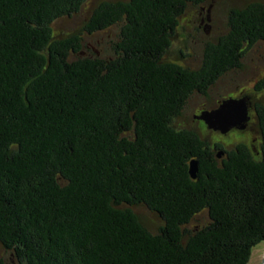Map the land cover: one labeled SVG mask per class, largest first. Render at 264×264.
<instances>
[{"label": "trees", "instance_id": "1", "mask_svg": "<svg viewBox=\"0 0 264 264\" xmlns=\"http://www.w3.org/2000/svg\"><path fill=\"white\" fill-rule=\"evenodd\" d=\"M204 1L100 3L84 31L120 25L101 58L78 56L79 34H52L87 0H0V246L19 262L249 263L264 241V106L253 109L257 143L221 157L172 121L264 42V3L231 9L199 68L166 62L178 17ZM138 205L162 219L156 232Z\"/></svg>", "mask_w": 264, "mask_h": 264}, {"label": "rangeland", "instance_id": "2", "mask_svg": "<svg viewBox=\"0 0 264 264\" xmlns=\"http://www.w3.org/2000/svg\"><path fill=\"white\" fill-rule=\"evenodd\" d=\"M119 0H87L78 13L63 18L52 24V34L55 39H63L70 35L79 34L81 49L78 56L111 58L113 44L118 40L120 25L94 34H87L84 26L100 3ZM264 0H206L200 5L188 4L184 12L177 19V26L172 35L170 44L163 55V60L182 67L197 69L201 66L204 49L207 44L215 43L228 31V12L231 9L241 8L249 3ZM75 55L72 56L74 58ZM264 79V42H257L246 47L241 59V66L232 69L220 76L207 90L206 94H192L181 114L174 118L172 126L177 130L195 131L192 122L193 114L201 108H214L216 101L228 97H246L250 104V119L248 130L239 132L233 130L226 135L218 131H205L201 138L209 146L220 145L222 149L233 150L237 145L257 143L255 118L253 109L258 105L264 106V91H255L256 85ZM199 108V109H198ZM140 222L151 232H156L162 225V219L145 205L132 207ZM207 221L202 213L188 229H193ZM0 264H23L15 259L9 251L0 246ZM248 264H264V241L255 246Z\"/></svg>", "mask_w": 264, "mask_h": 264}, {"label": "water", "instance_id": "3", "mask_svg": "<svg viewBox=\"0 0 264 264\" xmlns=\"http://www.w3.org/2000/svg\"><path fill=\"white\" fill-rule=\"evenodd\" d=\"M250 104L248 98H227L221 100L217 107L213 109L202 110L197 119L213 131H218L222 135L228 134L231 130H244L249 122ZM224 154L217 152V157ZM191 179H196L198 175V161L192 159L189 162L188 169Z\"/></svg>", "mask_w": 264, "mask_h": 264}, {"label": "flooded vegetation", "instance_id": "4", "mask_svg": "<svg viewBox=\"0 0 264 264\" xmlns=\"http://www.w3.org/2000/svg\"><path fill=\"white\" fill-rule=\"evenodd\" d=\"M217 103H216V105H215V107L219 104V102H220V100L219 101H216ZM199 109V108H198ZM201 109H203V108H201ZM199 112H200V110L199 111H197V112H195L194 114H193V119H192V122L194 123V125H195V131H193V132H195L196 134H198L200 137L202 136V135H204V132L205 131H210V132H214L213 130H211V129H208L205 125H204V123L202 122V121H200V120H198L197 119V116L199 115ZM245 146L246 147H249L250 146V143H249V141L245 144ZM213 150L214 149H216V145H212V146H210ZM223 152H225L224 150H223Z\"/></svg>", "mask_w": 264, "mask_h": 264}]
</instances>
